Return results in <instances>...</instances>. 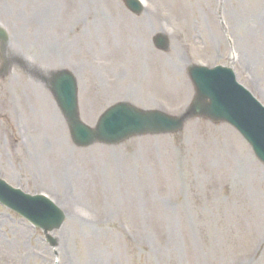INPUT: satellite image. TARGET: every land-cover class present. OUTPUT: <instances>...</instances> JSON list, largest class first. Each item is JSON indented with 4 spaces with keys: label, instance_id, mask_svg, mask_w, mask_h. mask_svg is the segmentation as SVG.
<instances>
[{
    "label": "rangeland",
    "instance_id": "374dc122",
    "mask_svg": "<svg viewBox=\"0 0 264 264\" xmlns=\"http://www.w3.org/2000/svg\"><path fill=\"white\" fill-rule=\"evenodd\" d=\"M72 1L63 0L66 11ZM199 2L200 0H178L180 11L172 3L167 2L171 16H166L162 9L158 15L156 14L158 18H152L149 13H155V9L149 8L135 22L129 17L131 24L129 21L122 25L118 20H109L114 25L115 31L110 32L109 44L99 43L95 46L97 50H100L95 54L102 58L98 60H105L113 70L120 66L124 67V76L114 80L118 81L116 95L111 94V85L108 91L98 83L96 84V91L109 92V97L96 105H92V101L95 99L93 92L88 90L85 93L84 113L89 120L115 103L126 101L119 96L124 90H126L125 96L134 98L133 102L129 100L131 103L144 109H161L167 112L180 110L182 112L192 103V99H186V97L193 94V88L188 81H185L182 70L180 73L177 72L178 74L176 73L177 75L173 79L169 78L173 83L166 81L172 72L169 63L176 61L174 64L177 67H185L183 63L185 59H182L183 54L176 51L171 53L168 50L165 54H159L154 62L150 60L148 45L152 50L155 48L152 47L151 37L148 35H150L153 26L157 29V33L161 32L172 37L180 31V37L176 42L177 48L175 46L177 51L181 52L178 45L181 47L185 44H188L189 47L192 45L197 51L194 54V58L197 59L194 60L195 64L202 62L207 66L233 67L239 81L264 101V34L261 29L262 24L260 25L264 0H243L242 3L235 4L232 15H228L233 35L243 51L247 52V55L244 53L242 55V49L239 50L241 62L238 64L232 63L230 47L225 34L220 29V21L213 16L210 7L199 5L200 15L198 16L196 14L188 15L184 11V8ZM211 3L212 8L215 9L213 0ZM114 4L124 15L119 2L114 0ZM54 5L56 9V0ZM252 13L255 14L250 36L253 43L246 40L243 29L237 31L235 28L237 23H242L244 27L248 26ZM4 17L7 18L6 15ZM48 20L53 22L56 17L51 15ZM159 27L164 30L159 31ZM135 34L141 35L140 42L145 53L143 54L144 58L137 57L132 60V56L134 58L136 52L130 49L129 39L130 43L134 44L132 38ZM146 38L150 39V42ZM210 38L216 42L211 43ZM49 47L50 44L48 45L42 38L38 50L32 51L34 56L41 53L38 55L41 63L33 64L28 68L34 74L32 76L36 77L35 75L40 74L47 76L53 70L52 66L56 65V63L50 62L53 60L48 55ZM5 54L18 58V54L15 52ZM76 58L87 67L92 68L85 62L82 53L77 54ZM149 62L153 64L154 76L152 79L156 82L154 87L149 86L152 75V67ZM166 64H169L168 68L164 67ZM125 66H127L126 69ZM189 66L184 69L186 78H188L187 69ZM21 71L22 73L18 72L21 75V82L24 84L28 81L29 76L25 70L21 69ZM105 73L110 74L111 77L114 75L108 67H103L96 75L90 72L88 79L94 80L95 76L103 78ZM111 80L113 79L109 78L108 82L110 83ZM138 91L142 92L140 93L141 98ZM44 94L46 100L38 102V105L43 109V116L48 113L52 115L55 112L53 100L49 99L50 96L47 92ZM28 95L31 100H42L36 92L29 91ZM114 96L117 97L113 98ZM191 97L194 98V94ZM19 99L21 102L18 104H25V99L22 96H19ZM24 130L27 133V127L24 126ZM43 133L47 138L48 128H45ZM6 134L11 136L8 129ZM140 139H143L140 140L138 146L140 150L157 155L152 162L155 181L154 178H151L150 185L156 190H160L165 205L173 202L187 221L183 222L178 219L173 221L171 217H166L165 220L162 214L159 221H150L148 216L154 213L155 206L148 204L146 219L136 223L133 218V228H130L129 231L127 228L118 227L122 225L116 224L109 226L99 224V228L84 229L69 227L71 225L67 224L57 234V237L73 234L77 255H75L76 259L71 254L63 257L60 264H75L74 261L76 264H87L91 255H98L94 264H108L109 258L110 264H115V261L120 264H264V174L253 161L256 159L251 149L240 136L225 124L194 120L179 135ZM30 140L32 142L31 137ZM2 146L8 154L6 140L3 141ZM67 154L70 157L74 156L70 150H67ZM82 157L85 156L82 155ZM242 159L257 166L251 167V174L245 175L239 164H233V161L236 163ZM258 165L264 169L261 164L258 163ZM14 177L22 185L28 184L26 178L16 175ZM47 185L50 188H55L56 183L53 180H48ZM103 205L104 203L101 206ZM0 213H5L0 215V223L3 224L4 220L8 218L7 214L10 213L2 208H0ZM99 213L102 216H111L112 208H103ZM119 215L124 217L125 213L121 211ZM11 218L12 220L19 219L13 215ZM166 222L174 224L176 227L181 224L182 230L187 235L184 240L178 236L173 250L169 248L170 239L165 246L162 244L166 239L165 231L169 232ZM185 224H189L191 228L188 234ZM10 226H13L11 235L8 231ZM26 227L30 228L31 233L24 229ZM0 233V237L8 245L3 246L0 250L6 263L10 261H13L14 264L53 263L54 251L44 240L43 234L35 231L24 221L22 223L19 221L17 225L7 223L5 232L0 229ZM150 234L154 235L158 242L151 238ZM62 247L69 249V242H63ZM61 251L58 250L57 253L60 254ZM24 255H28V257L20 262ZM114 256L118 257L120 262Z\"/></svg>",
    "mask_w": 264,
    "mask_h": 264
},
{
    "label": "water",
    "instance_id": "95a60500",
    "mask_svg": "<svg viewBox=\"0 0 264 264\" xmlns=\"http://www.w3.org/2000/svg\"><path fill=\"white\" fill-rule=\"evenodd\" d=\"M193 76L202 92L203 98L211 103L204 112L214 118H224L234 123L254 143L258 153L264 158V114L259 107L233 83L227 71L209 73L195 70ZM151 123H161L165 127L170 123L159 117L150 118ZM115 122L109 116L105 124ZM148 125V120H143Z\"/></svg>",
    "mask_w": 264,
    "mask_h": 264
},
{
    "label": "bare ground",
    "instance_id": "6f19581e",
    "mask_svg": "<svg viewBox=\"0 0 264 264\" xmlns=\"http://www.w3.org/2000/svg\"><path fill=\"white\" fill-rule=\"evenodd\" d=\"M174 6H176L179 11H180V7H178V0H169ZM211 4V0H200L199 3L195 4V5H191L189 6L188 8H184V11L188 14V15H194L196 14L197 16L200 15V12L198 10L199 8V5H203L204 7ZM211 7V5H210ZM168 12V11H167ZM169 13V12H168ZM169 15L171 16V14L169 13ZM260 25H261V20H260ZM261 29H262V25H261ZM245 33V36L246 38L249 40V42L253 43L252 41V38L249 36V34L247 33V31L244 32ZM157 35V31L156 29L154 28V26L152 27V30H151V33H150V36H156ZM140 39H141V35L140 34H135L134 37L132 38V42L134 44H131L130 43V39H129V44H130V49L133 50L134 52H136L137 55L141 56V58H143V54L145 53L144 50H143V46L140 42ZM156 40H154V44H156ZM211 40V43L213 42H216L214 41V39H210ZM172 51H176L178 53H180V51H177L175 47H173L171 49ZM152 62H154V59L151 58L150 59ZM162 61V60H160ZM170 66L172 67V72L170 73V75L167 77L168 79L166 80L167 82H171L170 79H173L178 73V69L176 66L172 65L171 63H169ZM169 64H166L164 67L168 68L169 67ZM177 73V74H176ZM20 230V229H19ZM21 231V230H20Z\"/></svg>",
    "mask_w": 264,
    "mask_h": 264
}]
</instances>
